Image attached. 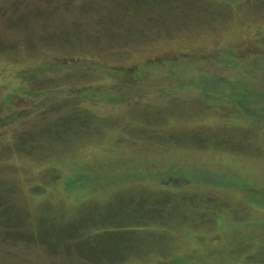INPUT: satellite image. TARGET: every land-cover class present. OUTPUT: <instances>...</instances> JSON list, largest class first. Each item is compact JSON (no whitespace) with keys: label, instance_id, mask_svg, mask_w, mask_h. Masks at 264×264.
<instances>
[{"label":"rangeland","instance_id":"1","mask_svg":"<svg viewBox=\"0 0 264 264\" xmlns=\"http://www.w3.org/2000/svg\"><path fill=\"white\" fill-rule=\"evenodd\" d=\"M0 264H264V0H0Z\"/></svg>","mask_w":264,"mask_h":264}]
</instances>
